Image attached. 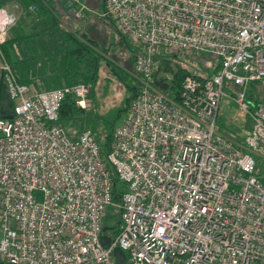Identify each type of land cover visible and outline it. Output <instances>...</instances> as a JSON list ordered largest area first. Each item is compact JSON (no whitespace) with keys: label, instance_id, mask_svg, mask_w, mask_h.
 <instances>
[{"label":"built area","instance_id":"built-area-1","mask_svg":"<svg viewBox=\"0 0 264 264\" xmlns=\"http://www.w3.org/2000/svg\"><path fill=\"white\" fill-rule=\"evenodd\" d=\"M102 2L103 16L145 52L104 161L88 130L70 139L58 125L64 97L84 109L89 88L19 84L1 53L14 19L0 10L1 81L12 102L11 119L0 118V263L115 264L117 247L126 264H264V103L244 100L264 82V0ZM160 47L204 54L214 73L185 76L176 101L154 82ZM224 91L250 122L240 140L216 128ZM111 174L122 187L116 201ZM109 207L118 220L103 247Z\"/></svg>","mask_w":264,"mask_h":264},{"label":"rangeland","instance_id":"rangeland-1","mask_svg":"<svg viewBox=\"0 0 264 264\" xmlns=\"http://www.w3.org/2000/svg\"><path fill=\"white\" fill-rule=\"evenodd\" d=\"M67 1L70 4L69 7L64 6L62 0H57L55 11L70 12L77 18L82 16L77 26L79 31L71 30L72 23H67L70 25L67 29L84 34L94 42L101 53H99L100 69L83 109L82 120L74 119L70 126L64 125V129L66 128V132L71 134L82 127V131L88 130L96 143L102 146L104 136L110 134L122 122L126 104L137 89V82L133 77V62L137 57L145 56V52L134 40L122 36L117 31L112 17L103 16L102 0H76V3L74 0H66L64 3ZM42 49L46 50V48ZM209 60L204 54L198 56L162 47L156 48L151 56V61L157 70L155 79L163 80L164 83H168L171 76L160 70L163 62H166L172 71L176 69V65H179L193 74L206 78L212 70L206 69L202 62H209ZM258 87L259 85H256L254 89H251L258 91ZM215 124L221 135L230 141L240 140L250 128L245 112L228 98L226 91L220 98ZM120 189H122L121 186ZM117 220L118 211L109 207L104 214L102 225L112 231V228L117 226Z\"/></svg>","mask_w":264,"mask_h":264},{"label":"trees","instance_id":"trees-1","mask_svg":"<svg viewBox=\"0 0 264 264\" xmlns=\"http://www.w3.org/2000/svg\"><path fill=\"white\" fill-rule=\"evenodd\" d=\"M17 1L21 7V12L24 14H28V15L33 14L36 16H42L49 13H53V14L56 13L53 9V4L51 0H17ZM3 2L4 0L0 2V5L3 4ZM29 7H34L35 11L29 12L28 11ZM46 25L47 26L44 28L45 29L44 31L48 33L45 34L44 36H48V34H51L52 31L59 32L58 33L59 36L54 37L53 39H55L56 42H60V45H62V43L66 44L61 52L60 51L55 52V48H56L55 44L53 47L49 46L48 50L47 48L46 50H43L44 53L46 54L45 57L43 58L49 59L53 57H58L57 63L52 62V65L58 67L59 74L58 77L54 76V79L52 81H55V83L52 86L48 87L49 89H45L43 86L40 85L42 84L43 81L41 80V78L34 77L35 74L37 73V69L32 67L33 62L30 61L31 59L23 60L21 58L22 51L20 49V45H18L20 43L19 37L17 38V37L8 36L6 38L3 45L1 46V53L3 58L10 65L17 82L19 84L28 86L33 91L40 92V91H46L56 88L58 89L65 86H72L75 84H83L88 86L89 88V94L87 97L88 100L92 92V85L95 83L100 69L99 53L101 52L97 50V47L94 44V42L88 39L84 34L82 33L78 34L74 32L70 33L69 31H66V29H64L57 20L53 22L52 27L48 26V23ZM53 36L56 35L54 34ZM59 37H63V39ZM15 40L16 42L14 43ZM52 52H54L53 55ZM11 58H13V60ZM160 70L169 73L171 78L168 83H164L163 80L157 81L155 79L154 82L156 86L162 90H167L171 95L175 97L176 101H177V94H178V89L180 87V83L185 76H190L191 78L195 79L198 82H202L204 80V78L199 76V74L196 73L193 74L188 70H186L184 67L183 68L180 67L179 65H176V69L172 71L171 69H169L166 62H163L161 64ZM213 73H214L213 70L209 71L210 75L208 74L206 78L211 76V74ZM256 85H259V87L257 88L258 91L253 90ZM248 89L249 90L245 93L244 96V100L245 102H247L248 105L253 106L260 103H264V82L251 83ZM228 90L234 96L237 94V89L228 88ZM135 94H136V89L134 90L133 97L135 96ZM128 103L126 104V107ZM83 113H84L83 109L74 106L73 98L71 96H65L58 110V125L64 129V125L70 126L71 122L72 121L74 122V119L82 120ZM64 131L68 138L75 139L82 132V127L79 128V130L76 133L70 134L66 132V128L64 129ZM111 133L112 131L110 132V134L104 136L102 146L98 144L100 156L103 161L109 150ZM107 169L111 172L109 166H107ZM261 173L264 174V168H262ZM261 181L264 182V178H261ZM111 182L113 184V191H112L113 200L116 201L117 199L116 192L120 190L121 185L118 183V181L116 180V178H114L112 174H111ZM110 230L111 229H108L106 234H109Z\"/></svg>","mask_w":264,"mask_h":264},{"label":"crops","instance_id":"crops-1","mask_svg":"<svg viewBox=\"0 0 264 264\" xmlns=\"http://www.w3.org/2000/svg\"><path fill=\"white\" fill-rule=\"evenodd\" d=\"M1 1L3 0H0V2ZM51 1L53 4V9L55 11V7H57L55 6L57 5V0ZM64 1L66 0H62L63 5L69 7V2L67 1L64 3ZM0 10H5L6 13H8V15H10L14 19L13 26L11 25V27L7 29L5 40L8 36L20 38L19 45L22 51L21 58L23 60L31 59L30 61L33 62L32 67L37 69V73L34 77L41 78V80L43 81L40 85L45 89H49L48 87L52 86L55 83V81H52L54 79V76L58 77L59 74L58 67L52 65V62L57 63L58 57L49 59L43 58L46 54L44 53L42 48L49 49V46L53 47L55 44V52H61L66 44L62 43V45H60V42H56V40L53 39L54 37L59 36V32L52 31L51 34H48V36H44L48 33L44 31V28L47 26V23L48 26L52 27L53 22L57 20L59 24H61V26L66 29V31H69V29H67V26H70L67 25V23H72L70 26L72 31H76V29L77 31H79L77 26L82 16L77 18L74 15L72 16L70 12L63 13L61 11L60 13L55 11V14L49 13L42 16H36L33 14L28 15L21 12V7L18 4L17 0H4L3 4L0 5ZM72 31L69 32L72 33ZM54 34L56 36H53ZM59 38L63 39V37ZM53 54L54 52H52V55ZM11 59L13 60V58ZM37 74L39 75V77ZM11 110L12 102L9 100L6 91L2 86L0 73V118L4 119L6 117H10Z\"/></svg>","mask_w":264,"mask_h":264},{"label":"water","instance_id":"water-1","mask_svg":"<svg viewBox=\"0 0 264 264\" xmlns=\"http://www.w3.org/2000/svg\"><path fill=\"white\" fill-rule=\"evenodd\" d=\"M4 119H11V116L10 117H6ZM107 227H102L101 228V233H100V237H99V240H100V244L103 246V247H108L109 246V239L108 237L105 235V233L107 232ZM111 256H112V259L114 261L115 264H126V256L124 254V252L122 250H120L119 248L115 247L112 249L111 251ZM2 264V263H0Z\"/></svg>","mask_w":264,"mask_h":264},{"label":"flooded vegetation","instance_id":"flooded-vegetation-1","mask_svg":"<svg viewBox=\"0 0 264 264\" xmlns=\"http://www.w3.org/2000/svg\"><path fill=\"white\" fill-rule=\"evenodd\" d=\"M111 234V231H109V234L108 235H110Z\"/></svg>","mask_w":264,"mask_h":264}]
</instances>
